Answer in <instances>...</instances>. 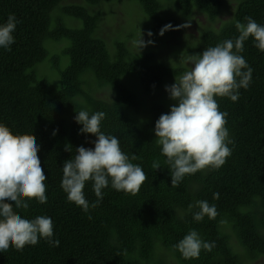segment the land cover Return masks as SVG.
I'll return each instance as SVG.
<instances>
[{"label": "trees", "instance_id": "1", "mask_svg": "<svg viewBox=\"0 0 264 264\" xmlns=\"http://www.w3.org/2000/svg\"><path fill=\"white\" fill-rule=\"evenodd\" d=\"M61 1L0 0V23L9 14L19 21L11 51L0 49V123L36 141L48 177L47 203L32 200L18 214L29 219L51 217L60 241L59 247L40 240L22 252L10 248L0 253V264H170L172 258L178 264H256L264 260V52L254 47L251 38L246 41L242 55L253 69L249 88L240 89L237 102L216 97L219 110L228 114L225 126L234 141L229 145L231 156L219 170L187 175L173 188L154 133L155 121L169 112L163 103L168 99H146L171 78L180 77L186 67L181 62L171 64L154 48L131 57L134 51L121 40L115 41L112 56L106 40L94 34L102 18L100 6L114 0L63 3L52 17ZM136 1L158 35L168 24L173 27L166 35L183 28L174 13L184 19L193 14L208 17L210 24L200 30L198 40H193L196 44L184 46L188 56H199L206 48L237 37L235 22H245L247 16L264 24V0ZM232 1L236 6L230 18L221 20ZM63 17H73L82 25L67 26ZM49 41L67 45L61 52H51ZM45 62L59 77L41 71ZM102 88L111 91V99L101 96ZM79 110L105 112L101 131L117 136L122 151L129 157L134 154L137 159L132 162L147 176L135 195L105 188L103 201L87 213L68 202L60 187L63 163L74 157L77 147H94L91 141L96 139L79 132L82 126L74 120ZM54 130H58L55 135ZM66 144L72 145V152L65 150ZM154 161L161 168L153 169ZM84 193L90 204L96 200L91 182ZM214 193L219 199L213 198ZM199 200L216 206L215 219L193 220L198 209L189 206ZM192 229L215 246L210 252L202 250L198 259L185 260L173 245ZM231 234L244 254L231 243Z\"/></svg>", "mask_w": 264, "mask_h": 264}, {"label": "clouds", "instance_id": "2", "mask_svg": "<svg viewBox=\"0 0 264 264\" xmlns=\"http://www.w3.org/2000/svg\"><path fill=\"white\" fill-rule=\"evenodd\" d=\"M244 21L235 22L237 37L208 47L199 56L184 58L183 63L190 65V70L175 77V83L165 86L175 103L155 121L154 133L155 143L166 158L173 188H178L187 175L205 169L219 170L232 154L229 145L234 141L225 126L228 114L219 110L216 97L237 102L240 89L249 88L253 69L242 55L246 41L251 38L254 47L264 52V24L251 16ZM18 23L15 14H9L6 21L0 23V49L11 51ZM172 27L171 24L163 26L159 35L163 36ZM151 43L153 41L146 42L141 34L136 46L140 51ZM105 117L102 111H77L74 120L82 126L79 132L93 134L94 147H77L74 157L62 166L60 187L67 201L81 207L85 213L100 205L105 188L110 186L135 195L147 179L142 167L132 162L137 157L134 154L129 157L122 151L119 138L101 131ZM72 149L71 144L65 145L66 151L72 152ZM39 151L40 146L29 134H14L0 123V253L10 248L22 252L26 246H36L40 240L50 247L60 245L51 217L40 215L29 219L18 214L19 210L28 209L32 200L39 204L48 201L45 184L48 177L41 166ZM152 167L161 168L160 162L154 161ZM88 182L96 197L91 204L84 193ZM213 198L219 199V193H214ZM193 208L198 209L192 213L196 222H202L205 216L215 219L218 215L216 206L206 200L189 206L190 210ZM214 246V242L203 240L195 229L173 245L185 260L198 259L202 250L210 252Z\"/></svg>", "mask_w": 264, "mask_h": 264}, {"label": "rangeland", "instance_id": "3", "mask_svg": "<svg viewBox=\"0 0 264 264\" xmlns=\"http://www.w3.org/2000/svg\"><path fill=\"white\" fill-rule=\"evenodd\" d=\"M69 2L71 4L82 3V0H62L52 12V17L55 11L60 10L63 3L67 4ZM164 2L166 3V1ZM235 6V2H229L228 9H226L225 12L220 16V19L223 21L229 19ZM100 8H102V18L100 19L98 28L96 29L94 35L106 40L111 54L114 53L116 49L115 41L121 40L125 42L127 47H130L134 51V53L131 52V57H138L146 52H152V50L149 48H154V51L159 52L164 57H167L171 64L177 65L179 62H181L182 65L186 67V71L190 70V65L183 63L184 58L188 57V55L184 52V46L187 48L189 45H195L196 43L193 40H198L200 30L206 25L210 24L208 17L202 14H193L190 19H184L179 18L180 16H178V13H174L173 16L184 24L183 28L177 27L174 34H164L165 36L161 37V35L153 33V21L145 14L141 4L136 0L103 1V4L100 6ZM63 21L67 26L70 27H81L82 25L81 21L76 20L73 17H63ZM185 25L187 26L185 27ZM149 32L152 33L151 36L148 35ZM141 34L142 38L146 42L151 40L153 43L148 44L139 51L138 47L136 46V41L139 39ZM65 45H67L66 41H49L48 48L51 52H61L62 47ZM49 66H52V64L45 62V64L41 66V71L43 73L47 72L51 78L59 77L57 70L51 69ZM173 83H175V78H171L165 84V86L171 85ZM165 86L161 91L156 93V95H152L146 100L149 101L154 98L162 99L164 96H167L168 100H164L163 103H165L166 106L170 108V106L173 105L175 101L169 98V95L165 90ZM135 89H139L138 84H136ZM100 94L107 99H111L112 97L111 91L107 88H102L100 90ZM168 111H170V109ZM230 241L237 251L244 254V249L234 234H231ZM255 263L264 264V260L259 259L258 261H255ZM170 264H178V262L175 258H172Z\"/></svg>", "mask_w": 264, "mask_h": 264}]
</instances>
